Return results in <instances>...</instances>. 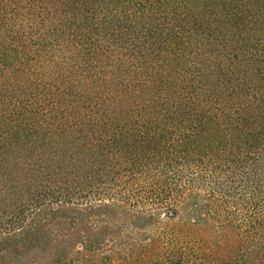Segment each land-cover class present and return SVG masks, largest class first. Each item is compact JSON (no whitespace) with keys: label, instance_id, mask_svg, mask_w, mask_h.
I'll use <instances>...</instances> for the list:
<instances>
[{"label":"trees","instance_id":"trees-1","mask_svg":"<svg viewBox=\"0 0 264 264\" xmlns=\"http://www.w3.org/2000/svg\"><path fill=\"white\" fill-rule=\"evenodd\" d=\"M149 153L210 161L246 230L192 192L133 240L162 220L107 168ZM0 264H264V0H0Z\"/></svg>","mask_w":264,"mask_h":264},{"label":"rangeland","instance_id":"rangeland-1","mask_svg":"<svg viewBox=\"0 0 264 264\" xmlns=\"http://www.w3.org/2000/svg\"><path fill=\"white\" fill-rule=\"evenodd\" d=\"M57 60L60 64L57 70L61 69L60 74H63L64 79H67L71 85L75 84L76 82L71 77L73 69L71 61H62L61 58H57ZM49 68H51V64L47 63L43 69L44 73ZM117 72L122 71L118 69ZM152 159L153 156L149 153L144 155L143 159L138 158L123 164H113L111 169L107 168L109 174L106 177L109 179L105 183V188L109 190L111 197H105L104 200L107 202L114 200L117 205L130 212L141 213L146 217L156 212L158 213L157 217L163 221L155 223V226L149 223L144 229L136 227L126 229L123 226L124 232L129 234L133 240L143 234L145 236L155 235L166 242L168 235L164 233L165 224L167 221L179 222L182 215L179 211L178 217L171 220L168 217L169 213L165 212H168L169 208L171 210L178 207V210H181L180 201L192 192H196L202 204L208 205L209 210L206 212L211 213L210 233L214 234L218 231L223 219H233L238 228L245 229L240 226L244 220L246 221L243 210L238 207V213H235L236 200L231 199L230 195L225 193L222 186L226 180L222 179V173H217L218 169L215 171L212 168L210 161L203 158L187 164L177 158L178 163L176 162L175 167L167 169L168 167H165L164 164L160 165V168L149 166ZM119 223L123 225L121 220ZM205 237V234H200L202 241Z\"/></svg>","mask_w":264,"mask_h":264}]
</instances>
